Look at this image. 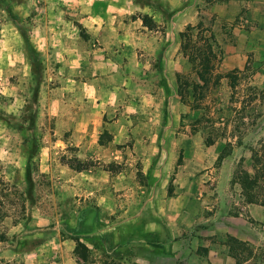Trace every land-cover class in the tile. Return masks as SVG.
<instances>
[{
	"label": "crops",
	"instance_id": "0c3cea01",
	"mask_svg": "<svg viewBox=\"0 0 264 264\" xmlns=\"http://www.w3.org/2000/svg\"><path fill=\"white\" fill-rule=\"evenodd\" d=\"M32 4L34 59L23 40L20 45L6 41L0 54V79L13 69L21 71V78L0 88L5 116L0 119V183L21 186L35 174L46 179L50 194L32 201L8 225L5 236L16 242L0 241V264H82L73 254L76 238L90 250L89 264L136 260L141 241L125 226L156 215H143L144 210L130 220L116 218L112 204L120 185L110 181L100 163L114 156L109 145L122 143L130 127L151 125L174 134L182 123L188 109L176 94V75L188 70V61L180 52L179 33L194 22V6L187 0L14 5L25 11ZM18 108L22 118L15 123ZM148 110L151 117L145 115ZM103 132L110 136L106 143L99 141ZM148 137L155 141L159 135ZM70 159L98 166L77 171L67 164ZM51 205L53 211L45 208ZM164 245L167 257L165 240Z\"/></svg>",
	"mask_w": 264,
	"mask_h": 264
},
{
	"label": "rangeland",
	"instance_id": "374dc122",
	"mask_svg": "<svg viewBox=\"0 0 264 264\" xmlns=\"http://www.w3.org/2000/svg\"><path fill=\"white\" fill-rule=\"evenodd\" d=\"M21 2L25 0H0V54L7 49L6 41L20 45L23 40L26 52L32 45L35 5L22 11L14 5ZM187 3L194 6L195 20L188 24L195 27L191 46L202 47L211 33L217 56L206 85L189 62L188 70L177 74L188 110L174 134L162 127L133 126L122 143L109 145L119 157L110 155L108 163L100 165L109 171L110 181L120 185L114 192V216L130 220L144 210L143 215H156L126 223L129 235L141 241L140 254L136 260L113 264H264V207L248 203L232 182L240 169L252 176L253 154L264 153V0ZM19 72L13 69L11 76L0 79V88L21 78ZM177 91L176 79L180 100ZM18 109L15 123L22 118ZM145 115L151 117L150 111ZM4 117L1 109L0 119ZM155 133L159 137L151 141L148 136ZM102 139L106 143L110 136ZM206 139L213 143L206 145ZM225 146L229 155L218 165ZM31 177L21 186L0 183L2 244H15L16 237L5 236L8 225L24 215L32 201L50 194L44 177ZM152 198L156 202L147 206ZM259 199L264 200V188ZM45 208L54 210L52 205ZM4 216L12 221L4 222ZM164 240L170 249L167 257Z\"/></svg>",
	"mask_w": 264,
	"mask_h": 264
},
{
	"label": "trees",
	"instance_id": "16d2710c",
	"mask_svg": "<svg viewBox=\"0 0 264 264\" xmlns=\"http://www.w3.org/2000/svg\"><path fill=\"white\" fill-rule=\"evenodd\" d=\"M6 7L8 6L6 5ZM142 20L143 23L147 24V26L151 28V24L149 21H147V17L143 16ZM198 26L199 24L196 27L198 28ZM194 28L195 27L191 25H187L185 30L179 33L181 41L180 49L182 55L186 57L199 79L203 82V85H206L207 77L210 75L213 69L214 60L217 56L212 45L215 41L213 40V35L210 33L209 37L205 39V43L204 45H202V47L191 46L190 32ZM28 46V53L33 59L34 51L29 44ZM176 79L178 82V95L180 96L181 102L185 104L187 101L185 99L183 91L181 90V84L178 75H176ZM197 86L198 85H194V88H196ZM191 108H196V106L193 105ZM105 134L107 133L103 132L100 135V143H103L102 138ZM205 143L206 145H211L213 141L211 139H206ZM229 152L230 151H227V146H225L220 151L216 159L218 165L225 157L229 155ZM252 158L254 174L251 176L242 169L237 170L234 173L232 182L237 183L240 186L241 194L248 203L260 204L264 207V200L259 199V191L261 188H264L261 183L262 181H264V153L259 155L257 152H255ZM67 164L69 165V167L77 171L85 170L92 166L90 162H80L74 159L68 160ZM75 240L76 245L73 250L74 256H76V258H78V260L82 264H89L91 262L90 250L77 238Z\"/></svg>",
	"mask_w": 264,
	"mask_h": 264
}]
</instances>
